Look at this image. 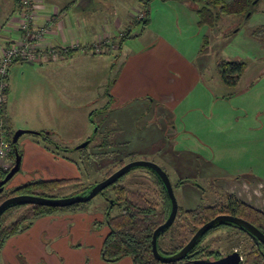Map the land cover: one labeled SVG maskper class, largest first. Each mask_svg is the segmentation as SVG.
I'll return each mask as SVG.
<instances>
[{"label": "crops", "instance_id": "crops-1", "mask_svg": "<svg viewBox=\"0 0 264 264\" xmlns=\"http://www.w3.org/2000/svg\"><path fill=\"white\" fill-rule=\"evenodd\" d=\"M187 1L149 0V21L147 24L140 21L142 29L135 32L140 22L130 23V18L134 8L145 11L146 4L141 0H41L39 21L46 17L53 20L46 43L60 46L73 40L93 42L102 35L111 38L113 43L106 52H74L67 57L40 63L54 71L56 80L63 81L59 86L61 91L71 89L74 86L72 82H85V91L80 94L91 98V105L86 111L90 121L95 122L92 115L95 112L101 118V133L107 132L106 137H109L117 132L113 142L108 138L101 141L104 143L107 140L112 145H108L106 150L100 148L101 156L104 154L106 160H127V154L136 152L164 155L170 157L171 161L185 154L184 161L191 160L193 156L188 155L190 149H177L180 139H184L187 144L201 147L200 154L196 153L198 162L210 163L204 158V150L211 151L213 157L210 160L216 166L214 170L218 176H221L217 178L231 183L230 177L253 176L251 172L246 173L249 166L243 165L247 160L240 154L245 156L247 153L245 141L249 130L246 131V126L254 114L250 112L249 115L245 109L244 114L235 116L227 102L237 94L233 89L243 75L236 84H228L220 72L223 60L240 59H223L221 54L218 57L214 55L219 77L209 72L213 59L208 60L201 55H207L204 50L215 45V39L211 43L207 33L213 27L199 23L200 6L193 4V8V2L184 7H192L191 11L196 16L195 26L203 25L201 46L184 43L186 39L177 44L173 36L153 29L157 11L161 13L159 8L171 10L170 3ZM18 9L19 0H0V54L12 38L18 37L15 24H10ZM125 33H129L128 36ZM116 48L118 51L114 53ZM192 49L195 53L190 52ZM110 54L115 55L114 61ZM78 64L84 65L83 71H65ZM73 95L77 96V93ZM222 101L226 105L220 104ZM98 102L101 105L97 106ZM11 106V101H7L4 117L10 129L13 127L12 120L10 122ZM116 108L124 110V113H120L121 123L117 126L113 117L118 112ZM32 128L45 130V127ZM22 157L24 160V155ZM68 176L41 179L80 177ZM253 177L257 183L264 181L260 176ZM248 203L264 209V204ZM89 207L84 210L86 212L49 214L38 219L30 230L11 236L1 251L3 264H24L20 255L26 258L27 264H134L130 256L117 260L103 257L110 227L104 226L98 230L102 215L89 214ZM27 236L40 244L42 249H27L24 245ZM40 237L46 239V243Z\"/></svg>", "mask_w": 264, "mask_h": 264}, {"label": "rangeland", "instance_id": "rangeland-1", "mask_svg": "<svg viewBox=\"0 0 264 264\" xmlns=\"http://www.w3.org/2000/svg\"><path fill=\"white\" fill-rule=\"evenodd\" d=\"M167 1L170 2V0ZM187 2L170 3L171 10L159 8L161 13L157 11L158 14L154 20L153 29L155 32H162L170 37L173 36V40L177 44H180L179 41L186 39L187 42L184 41V43L189 42L188 44L193 46L194 44L195 46H199V44L201 46L204 38L203 28H201L203 25H194L196 16L191 11L193 4L200 6L201 3L191 0ZM191 3L192 7H184ZM132 12L133 16L130 18L131 20L129 19L130 23H138L139 20H143L144 12L142 9L134 8ZM141 22L135 27V32L142 29ZM214 25L215 27L207 33L211 43L215 39V45L205 49L204 52L207 55H201V57L206 56L208 60H211L214 55L218 57L221 54L223 59H240L246 62L242 80L233 89L234 94H237L232 96V101L227 102L232 106L235 116L240 113L244 114L243 110L245 109L249 111V115L250 112L254 114L255 118L251 117L250 124L246 126V131L249 130L245 141L247 153L245 156L242 154L240 156L247 160L243 163V165L249 166V170H245L246 173L251 172L253 176L257 175L264 178V118L260 117H264V0L258 2L250 16L245 18L244 16L219 15L215 17ZM117 51L116 48V51L112 52L117 53ZM190 52L195 53L194 49ZM112 54H110V58L114 61L115 55ZM83 69L84 65L78 64L65 69V71L72 73L73 70L83 71ZM209 72L219 77L217 61L214 59L210 64ZM8 82V101H11L12 104L10 122L12 120L13 127L11 130L20 128L36 130L32 127H45V130H42L44 131L43 134L25 133L20 137L18 148L21 150L22 156L24 155V160L22 157L21 168L6 185L7 190L38 178L80 175V179L77 181L70 178L71 180L66 186L59 190V193L69 194L81 187L102 180L109 169L116 167L115 162L106 160L104 154L101 156L99 145L106 138L113 142L117 132L109 137H106V133H101L100 127L98 128L101 125L99 115H95V122L90 121V115L87 116L86 111L91 105L89 104L91 98L80 94L85 91V82H72L74 86L71 89L67 88L64 89L65 91H61L59 86L63 84V81L55 79L54 71L50 70L44 63H30L26 60L15 61L12 64ZM75 93H77V96L73 95ZM98 103L97 106L101 105L100 102ZM222 103L224 101L220 104ZM116 110L118 112L113 117L117 126L121 123L120 113H124V110L123 108H116ZM46 131L51 133H46ZM103 134L105 138L102 136ZM88 139H91L88 145L84 148L78 147ZM110 146L112 147L111 144ZM125 147V150H127V145ZM12 148L11 144L7 151L8 155L4 159L9 166L15 161L11 153ZM177 149L182 151L190 149L188 155L193 156V159L184 161V157H186L184 154V156L176 157L171 161L170 157L167 158L164 155L136 152L127 154L126 163L134 159H145L155 161L165 167L173 182L178 204L184 209L194 207L199 203L223 202L227 200L229 194L240 199L245 198L246 201L257 205L264 204V181L261 184L257 183L256 179L249 175L230 177L228 179L232 182L229 183L227 180L225 183L217 178L221 176H218L217 171L214 170L216 166L210 160L213 157L211 151L204 150L206 152L204 158L210 161V163H207L197 161L198 155L196 153L200 154L199 152H201V147L197 145L187 144L184 139H180ZM237 162L240 163V160H237ZM202 173H205L206 176L201 175ZM20 182L22 183L19 184ZM124 183L130 189L143 188L147 190L148 199L158 208H162V201L157 193L158 186L153 182L147 169L139 167V169L130 172L126 175ZM108 204L109 201L102 194H99L87 205L90 206L89 214L101 213L102 215L101 223L97 225L98 230L104 226L109 227L106 220ZM119 212L120 209L115 207L112 214H118ZM23 213L24 211H19L18 214L8 220L9 223ZM56 214L61 215L63 211L56 212ZM47 215L49 214L36 218L31 226L23 232L30 230L38 219ZM185 230L186 226L182 223V220L177 219L171 229L175 239L162 240V248L171 249L182 243V232ZM42 241L46 243V239H42ZM249 243L250 239L233 236L225 229L214 231L204 240V244L219 248L222 252L230 251L235 247H238L239 250H245ZM24 245L29 250L32 248L33 251L42 249L40 244L34 240H29L28 236L24 238ZM20 257L24 259V264H27L26 258L21 255Z\"/></svg>", "mask_w": 264, "mask_h": 264}, {"label": "trees", "instance_id": "trees-1", "mask_svg": "<svg viewBox=\"0 0 264 264\" xmlns=\"http://www.w3.org/2000/svg\"><path fill=\"white\" fill-rule=\"evenodd\" d=\"M141 1L146 5L144 18L143 20L139 21H142L143 24H147L149 21V0ZM191 1L201 3L200 7L198 8L199 23L207 25L210 28H214L215 17L219 15L245 17L248 12H250L251 15L260 0ZM128 34L129 33H125V36H128ZM245 65L246 62L243 60H223L220 64V72L224 81L228 84H236L244 73ZM95 114V112L92 113L94 117ZM5 125L8 128L9 137L12 139V135L15 130H11L6 123ZM99 127H101V125H99L98 128ZM108 145L110 144L106 140L104 143H101L99 147L103 148V150H106ZM12 146L13 148L11 153L15 160L16 151L15 144L13 142ZM17 147H19L18 143ZM18 151L19 154H21V150L19 148ZM126 161L127 160L123 159L116 161V167L109 169L105 177L124 165ZM13 164L7 169H2L0 167V179L5 177ZM139 167L147 169L153 182L157 184V193L161 198L162 208H158V206L148 199L147 190L143 188L136 190L130 189L124 183V178L126 175L136 169H139ZM163 168L166 170L165 167ZM78 179L80 178H73V180L76 181ZM69 180L71 179L45 180L40 178L31 180L9 190L6 188V185L8 184L6 183L4 185L3 191L0 192V204L8 197L24 193L50 197L73 195L86 191L88 188L98 182L96 181L90 185L81 187L80 189H77L69 194L59 193V190L65 187ZM180 181L182 182V179ZM99 194H102L109 201L108 208L106 209V215L108 225L110 227V233L105 240V259L117 260L123 256H130L134 264H195L194 259L197 258L210 257L215 259L219 258V256H222L221 254L214 252V250L210 249L208 246H204L203 241L209 233H212L219 228L229 227L232 225L233 222L231 223L230 221L220 222L212 226L206 234H203L200 237L193 249L190 250L189 254L179 261L163 263L155 258L152 250L153 232L158 225L163 223L168 218L171 211V200L166 191L164 183L153 169L143 166L134 167ZM90 201L75 203L66 207H51L34 203H14L7 206L0 214V264H3L1 260V251L7 239L28 229L36 218L61 211H84L88 207L87 205ZM115 207L120 209V212L113 215L112 211ZM19 211H24V213L9 223L8 220L11 219L15 214H18ZM218 214H233L240 216L251 221L264 232V209L255 207L247 201L229 194L227 200L223 202H216L213 204L199 203L198 205L187 209L179 206L178 214L173 224H171L164 231L160 232L158 235V248L160 252L166 255L175 253L186 244V242L200 226ZM177 219L182 220V223L186 226V230L182 232V243L178 244L175 248L162 249V240L167 241L169 239H175L171 229L176 223ZM238 227L244 229L240 225H238ZM244 231L249 233L246 229H244ZM263 247L264 246L262 245L253 244L250 248V251L246 255L243 264H264Z\"/></svg>", "mask_w": 264, "mask_h": 264}, {"label": "water", "instance_id": "water-1", "mask_svg": "<svg viewBox=\"0 0 264 264\" xmlns=\"http://www.w3.org/2000/svg\"><path fill=\"white\" fill-rule=\"evenodd\" d=\"M249 15L250 12L246 14L245 18L248 17ZM29 62L33 63L32 61ZM25 133L43 134L44 132L41 130L23 129V128L15 130V132L12 135V142L15 144V151H16L15 161L13 166L5 175V177L0 179V192L3 191L4 185L8 183L21 168L22 155L19 154L17 143L20 137ZM46 133H51V132L46 131ZM90 140L91 139H88L82 142L78 147L84 148L86 145H88ZM138 166L151 168L159 175V177L161 178L162 182L165 185L166 191L171 200V211L168 218L155 228L152 236L153 254L155 258H157L159 261L163 263H170L183 259L189 254L190 250L193 249V247L196 245V243L203 234H205L215 224L224 221H230L240 225L242 228L246 229L251 235L256 237L258 240L264 242V233L247 219H244L240 216H236L233 214H218L209 221L205 222L202 226H200L197 229V231L192 235V237L189 239V241L178 251L169 255L161 253L158 248V235L160 232L164 231L171 224H173L178 214L179 204L174 192L173 183L171 181L168 172L157 162L151 160H145V159H134L125 163L124 165L116 169L114 172H112L110 175L98 181L93 186L88 188L86 191L81 193L60 196V197L41 196V195L28 194V193L13 195L11 197L6 198L0 204V214L7 206L14 203H34L45 206H51V207H66L75 203L88 202L92 200L94 197H96V195H98L101 191H103L108 186L113 184L120 177L125 175L129 170ZM194 263L195 264H241V254L239 251L234 250L215 259L210 257L197 258L194 259Z\"/></svg>", "mask_w": 264, "mask_h": 264}, {"label": "built area", "instance_id": "built-area-1", "mask_svg": "<svg viewBox=\"0 0 264 264\" xmlns=\"http://www.w3.org/2000/svg\"><path fill=\"white\" fill-rule=\"evenodd\" d=\"M40 7L41 0H19V9L10 19V24H15L18 37L12 38L0 54V167L2 169L10 167L4 160L12 144L4 114L9 92L8 76L12 64L19 60L32 62L55 60L74 52L102 53L109 51L113 43L106 35L98 37L93 42L73 40L60 46L46 43L53 20L52 17H46L40 22Z\"/></svg>", "mask_w": 264, "mask_h": 264}, {"label": "flooded vegetation", "instance_id": "flooded-vegetation-1", "mask_svg": "<svg viewBox=\"0 0 264 264\" xmlns=\"http://www.w3.org/2000/svg\"><path fill=\"white\" fill-rule=\"evenodd\" d=\"M125 179V178H124ZM99 195V194H98ZM97 196V195H96ZM209 221V220H208ZM249 221V220H248ZM251 222V221H250ZM232 223V222H231ZM252 223V222H251ZM254 224V223H253ZM255 225V224H254ZM256 226V225H255ZM259 228V227H258ZM223 229H225V231H227L228 233H230V234H232L233 236H240V237H245V238H248V239H250V243H249V245L246 247V249L245 250H242V249H240L239 250V248L238 247H235L234 249H232V250H230V251H224V252H222L219 248H213V247H210V246H208L207 244H204V241H203V245L204 246H208L210 249H212V250H214V252H216L217 254H221V255H224V254H226V253H229V252H232V251H234V250H237V251H239L240 252V254H241V264H243L244 263V261H245V258H246V255L248 254V252L250 251V248H251V246L253 245V244H255V245H262V246H264V242L263 241H260V240H258L256 237H254L253 235H251L250 233H247L246 231H244V229H241V228H239L238 227V224H236V223H232V225H230L229 227H224V228H219V229H217V231H222ZM260 229V228H259ZM210 230V229H209ZM208 230V231H209ZM261 230V229H260ZM207 231V232H208ZM262 231V230H261ZM206 232V233H207ZM263 232V231H262ZM205 233V234H206ZM213 233V232H212ZM264 233V232H263ZM211 233H209L206 237H205V239L210 235ZM204 239V240H205ZM189 241V240H188ZM187 241V242H188ZM186 242V243H187ZM161 248H162V246H161ZM162 249H164V248H162ZM263 249H264V247H263ZM220 257V256H219Z\"/></svg>", "mask_w": 264, "mask_h": 264}]
</instances>
